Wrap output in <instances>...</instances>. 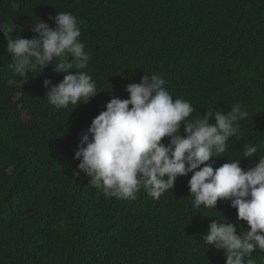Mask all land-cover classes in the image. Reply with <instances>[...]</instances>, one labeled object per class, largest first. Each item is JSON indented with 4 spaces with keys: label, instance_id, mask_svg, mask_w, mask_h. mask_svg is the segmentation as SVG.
I'll use <instances>...</instances> for the list:
<instances>
[{
    "label": "trees",
    "instance_id": "16d2710c",
    "mask_svg": "<svg viewBox=\"0 0 264 264\" xmlns=\"http://www.w3.org/2000/svg\"><path fill=\"white\" fill-rule=\"evenodd\" d=\"M60 12L77 18L91 57L78 71L93 78L98 94L56 109L43 86L62 82L56 61L26 82L12 74L0 32V264H225L223 251L203 237L225 218L238 233L249 230L230 201L194 208L191 174L159 199L143 188L135 200L106 198L84 173L74 174V154L113 96L127 99L128 84L159 74L194 116L240 104L249 113L241 134L207 163L254 167L264 157V0H0V25L31 39L34 21L54 28L49 18ZM246 145L257 146L256 155L244 158ZM251 259L264 264V250Z\"/></svg>",
    "mask_w": 264,
    "mask_h": 264
},
{
    "label": "clouds",
    "instance_id": "9594fccd",
    "mask_svg": "<svg viewBox=\"0 0 264 264\" xmlns=\"http://www.w3.org/2000/svg\"><path fill=\"white\" fill-rule=\"evenodd\" d=\"M55 27L41 19L34 21L31 39L13 37L14 27L0 25L12 58L11 71L25 78L38 68L53 66L64 78L57 86L45 79L48 102L56 109L87 104L97 94V85L85 71L90 54L80 42L77 18L70 12L50 17ZM70 58V59H69ZM7 83H16L8 79ZM159 74L141 77L130 83L127 99L113 96L91 122L75 150L79 161L75 175L84 173L89 184L106 198L135 200L143 188L148 196L159 199L172 190L177 177L188 176L193 207L215 209L218 200L231 202L238 221L246 222L247 231L237 232V225L213 220L203 241L223 251L225 264H255L251 254L264 250V157L247 170L241 160L226 162L214 169L207 162L225 153L231 137L241 134L239 121L249 113L236 104L231 111L208 109L194 116V107L183 99H173L163 87ZM131 106V107H130ZM214 119L215 123L209 121ZM183 125V135L180 130ZM165 138L168 143L165 144ZM244 158L256 155L257 146L246 145ZM245 257H248L245 261Z\"/></svg>",
    "mask_w": 264,
    "mask_h": 264
}]
</instances>
